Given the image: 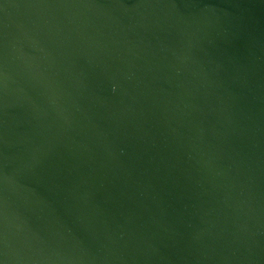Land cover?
<instances>
[{"label": "water", "instance_id": "1", "mask_svg": "<svg viewBox=\"0 0 264 264\" xmlns=\"http://www.w3.org/2000/svg\"><path fill=\"white\" fill-rule=\"evenodd\" d=\"M0 264H264V0H0Z\"/></svg>", "mask_w": 264, "mask_h": 264}]
</instances>
